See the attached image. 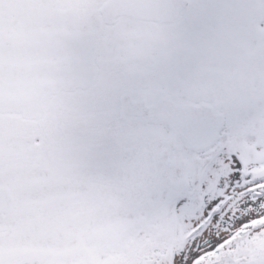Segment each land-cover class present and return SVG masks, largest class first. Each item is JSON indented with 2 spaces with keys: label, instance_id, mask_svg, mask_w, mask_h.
<instances>
[{
  "label": "snow or ice",
  "instance_id": "1",
  "mask_svg": "<svg viewBox=\"0 0 264 264\" xmlns=\"http://www.w3.org/2000/svg\"><path fill=\"white\" fill-rule=\"evenodd\" d=\"M0 264H264V0H0Z\"/></svg>",
  "mask_w": 264,
  "mask_h": 264
}]
</instances>
